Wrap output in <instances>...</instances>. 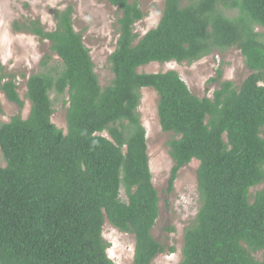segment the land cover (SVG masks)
<instances>
[{"label":"trees","instance_id":"trees-1","mask_svg":"<svg viewBox=\"0 0 264 264\" xmlns=\"http://www.w3.org/2000/svg\"><path fill=\"white\" fill-rule=\"evenodd\" d=\"M108 1L118 19L106 87L74 30L72 7L54 11L52 31L37 21L22 25L59 61L48 66L45 56L43 71L29 76L27 118L0 122V264H114L105 223L133 236L131 264L165 252L152 236L159 197L138 111L142 89L156 93L160 129L172 136L168 192L178 172L198 162L199 207L184 229L179 264H264V0H164L157 26L141 37L137 0ZM231 49L250 74L236 88L218 69L210 98L196 97L174 71L137 72ZM0 91L22 108L14 75L2 66ZM51 94L66 107V133L51 121Z\"/></svg>","mask_w":264,"mask_h":264},{"label":"rangeland","instance_id":"rangeland-1","mask_svg":"<svg viewBox=\"0 0 264 264\" xmlns=\"http://www.w3.org/2000/svg\"><path fill=\"white\" fill-rule=\"evenodd\" d=\"M130 2L134 0H129ZM144 14L142 21L134 26V32L143 36L154 29L161 17L164 0H137ZM72 7L74 30L83 37V42L90 51L94 71L102 87L111 84L113 74L108 64V57L115 49L117 40L116 20L118 12L108 0H0V66L7 73L14 75L19 98L23 106L19 109L10 103L0 91V122H8L13 116L20 115L26 119L30 102L26 98V83L30 75L42 72L45 56L50 57L49 65H58L59 59L51 52L50 43L39 39L22 25L37 21L46 31L55 28L53 13ZM260 31V29H258ZM222 71V81H230L236 88L250 74L239 51L231 49L223 54L213 53L192 65L174 62L151 63L137 70L138 73L154 74L174 71L186 83L191 93L199 99L211 97L219 88L217 82L209 83L216 78V72ZM54 114L52 123L66 133V107L55 95L51 94ZM157 96L152 89H142L138 111L141 123L146 130L147 154L152 175V183L159 197V215L152 230L153 238L165 248L151 264H179L183 244L184 229L194 219L199 207L196 182L198 162L192 160L177 174V178L168 192V181L173 162L169 156L168 142L172 136L161 131L157 113ZM261 136L264 137V128ZM0 166L4 162L0 156ZM263 185L250 190L253 195ZM121 200L126 198L120 192ZM103 238L110 247L108 257L114 264H131L134 252V238L131 234L121 233L105 223ZM173 247L174 252L169 249ZM256 257L259 259L260 254Z\"/></svg>","mask_w":264,"mask_h":264}]
</instances>
